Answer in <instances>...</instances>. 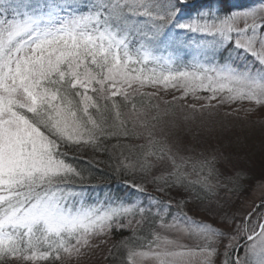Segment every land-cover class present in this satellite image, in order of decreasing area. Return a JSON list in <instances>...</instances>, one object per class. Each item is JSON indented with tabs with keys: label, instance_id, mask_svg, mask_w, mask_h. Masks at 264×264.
I'll return each mask as SVG.
<instances>
[{
	"label": "snow or ice",
	"instance_id": "1",
	"mask_svg": "<svg viewBox=\"0 0 264 264\" xmlns=\"http://www.w3.org/2000/svg\"><path fill=\"white\" fill-rule=\"evenodd\" d=\"M175 8L174 0H0V264L71 260L121 215H143L123 205L86 207L74 190L83 176L68 162L73 148L136 135L147 140L142 159L125 167L148 172L154 157L169 165L153 178L158 190L200 184L211 191L210 162L200 164L209 167L206 175L189 180L184 157L168 146L165 127L158 129L167 113H140L129 129L114 98L123 95L127 106L125 87L171 83L185 94L206 90L216 99L226 92L228 100L264 104V2L225 15L209 9L179 24ZM171 27L211 37L193 42L190 70L155 54L179 46ZM241 57L247 62L237 63ZM149 63L159 73L153 67L146 75ZM261 209L264 203L248 211L231 234L186 213L170 224L161 216V228L196 243L154 233L146 250L129 249L127 264H214L221 245L222 264H264Z\"/></svg>",
	"mask_w": 264,
	"mask_h": 264
},
{
	"label": "rangeland",
	"instance_id": "2",
	"mask_svg": "<svg viewBox=\"0 0 264 264\" xmlns=\"http://www.w3.org/2000/svg\"><path fill=\"white\" fill-rule=\"evenodd\" d=\"M261 2L264 0H255V5ZM201 12L206 10L199 11L198 15ZM188 22L191 20L186 23ZM210 39L211 37L208 40ZM177 42L179 46L174 51L161 50L155 54L174 56L175 68L181 71L190 70L195 48L187 44L189 41L186 43L183 39H177ZM132 47L135 49L138 45L133 43ZM224 55L227 57V53ZM185 57L188 59L181 63V59ZM134 67L140 68L141 65ZM153 67H156L159 73V68L149 63L145 74H149ZM134 89L149 92L158 98L161 107H158L159 114L167 115L164 116L162 125L157 127H165L168 146L178 156L184 157L186 170L191 173L189 180L197 179V173H208L209 170L200 169V164L205 159L210 162L209 166L215 169L210 181L212 192L204 196L203 200H196L185 188L171 187L158 193L177 208L178 216L186 213L196 221L207 222L219 230L233 233L235 225L243 220L248 211H253L255 206L264 203V104L258 105L249 100H228L226 92L218 93L216 99H209L212 93L206 90L185 94L180 85L173 87L171 83L167 86L164 83H145L143 86L134 84L132 88L125 87L126 91ZM145 111L149 113V117L152 116L153 110L145 107L139 112L137 110L131 113L132 121L135 122L137 115ZM140 119H143L142 115ZM157 138L162 139L159 135ZM152 158L155 167L151 172H145L149 174L146 177L147 186H152L153 178L164 174L169 167L166 163L157 162ZM193 164L197 165L196 172L192 171ZM155 185L159 188L157 183ZM163 222L170 224L173 219ZM160 224L155 233L179 239L181 243L188 245L196 243V240L188 235L161 228ZM111 234L106 228L102 233L92 235L88 246L82 250L79 257H73L71 260L66 258L59 261L60 264H99V251L102 247L110 245ZM223 243L226 244L227 240ZM243 243L241 240V244ZM240 255H243L242 251ZM222 259L221 245L219 254L214 258V264H222ZM38 262L39 260L35 264ZM143 264L153 262L144 261Z\"/></svg>",
	"mask_w": 264,
	"mask_h": 264
},
{
	"label": "trees",
	"instance_id": "3",
	"mask_svg": "<svg viewBox=\"0 0 264 264\" xmlns=\"http://www.w3.org/2000/svg\"><path fill=\"white\" fill-rule=\"evenodd\" d=\"M195 1L186 0L185 2L188 4L185 5L180 0H174L176 3V24L192 20L202 10L212 9L220 15H225L250 8L256 4L255 0H200L197 3ZM168 31L175 39H183L186 43L189 41L188 45H193V42H197L198 39L201 42L209 39V37L181 30L178 27H171ZM224 56L217 59H227ZM186 59L188 57L181 59V63ZM233 59L236 57L233 56ZM236 62L242 64L247 61L241 57ZM127 92L130 94L127 106H125L123 95L115 97L114 100L120 104L122 119L127 121L129 129H132L131 113L137 112V110L139 112L146 107L153 110L152 115H156L160 104L158 98L153 97L149 92L137 90ZM103 103L101 101V104ZM133 104L135 109L132 107ZM167 107L169 108L170 105ZM139 130L136 127L135 131L139 132ZM146 144V139L137 138L136 135H132L130 138H124L121 135L119 138H108L96 149L85 145L69 151L68 162L82 171L83 179L75 181L74 190L82 193L79 199L86 207L107 209L123 205L134 209H144L143 215L139 211H136L135 215L123 214L114 222L113 227L109 229L112 232L110 245L102 247L99 251V264H127L129 249H146L142 246L152 240L158 224L161 223V216L164 217L163 221L178 216L177 208L158 193H162V191L158 190L156 182H152V186L146 185V177L149 174L141 171L139 167H125V165L134 164L137 159H142V146ZM208 168L204 167L203 170L208 171ZM185 189L192 193L196 200H203L204 196H208L212 192L207 188H202L200 184ZM169 203L171 208L166 207ZM38 264H60V262L39 260Z\"/></svg>",
	"mask_w": 264,
	"mask_h": 264
},
{
	"label": "water",
	"instance_id": "4",
	"mask_svg": "<svg viewBox=\"0 0 264 264\" xmlns=\"http://www.w3.org/2000/svg\"><path fill=\"white\" fill-rule=\"evenodd\" d=\"M180 1H181L183 4H185V5L188 4L187 2H185L186 0H180ZM195 2H196V3H197V2H200V0H196Z\"/></svg>",
	"mask_w": 264,
	"mask_h": 264
}]
</instances>
